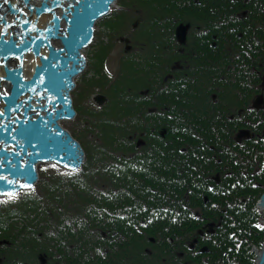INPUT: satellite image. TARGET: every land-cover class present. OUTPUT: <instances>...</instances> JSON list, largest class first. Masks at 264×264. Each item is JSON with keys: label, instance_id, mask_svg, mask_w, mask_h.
<instances>
[{"label": "trees", "instance_id": "1", "mask_svg": "<svg viewBox=\"0 0 264 264\" xmlns=\"http://www.w3.org/2000/svg\"><path fill=\"white\" fill-rule=\"evenodd\" d=\"M142 3L118 0L130 7L128 25L101 20L84 55L86 69L75 78L71 99L77 114L62 124L84 150L81 168L68 172L40 164L33 189L0 199V264H40V255L45 264L240 261L228 248L229 224L238 227L234 199L225 202L222 195L196 189L198 176L205 178L201 166L209 164L203 158L215 153L209 145L227 131L200 125L203 117L195 115L192 95L202 74L164 68L159 50L174 42L172 34L166 31L160 41L153 31L149 57L142 53V10L152 17L149 31H156L157 12ZM121 36L134 46L110 73L105 61ZM167 73L174 76L164 82ZM94 95L105 103L96 105ZM208 223L213 233L206 231ZM201 247L206 254H199Z\"/></svg>", "mask_w": 264, "mask_h": 264}, {"label": "flooded vegetation", "instance_id": "2", "mask_svg": "<svg viewBox=\"0 0 264 264\" xmlns=\"http://www.w3.org/2000/svg\"><path fill=\"white\" fill-rule=\"evenodd\" d=\"M141 1L144 7L153 5L157 10L154 24L160 41H165L167 31L176 43L168 41L160 47L164 68H190L202 74L195 85L198 91H206L192 95L198 108L195 115L203 117L200 125L219 134L227 131L209 145L215 153L203 158L209 164L201 166L205 178L198 176L196 189L206 195H222L225 202L234 199L238 227L229 224L228 248L241 259L232 263L258 264L264 249V0ZM124 10L130 7L120 6L116 11L121 20L128 14ZM138 10L135 7L134 11ZM147 14L142 10L141 15ZM180 25L188 26L183 45L176 40ZM145 35L142 53L149 57L148 30ZM115 45V60L134 46L126 37ZM121 49L124 52H118ZM173 76L167 73L164 82ZM151 83L150 78V89ZM190 170H194L193 164ZM207 225L206 231L212 233L214 224Z\"/></svg>", "mask_w": 264, "mask_h": 264}, {"label": "water", "instance_id": "3", "mask_svg": "<svg viewBox=\"0 0 264 264\" xmlns=\"http://www.w3.org/2000/svg\"><path fill=\"white\" fill-rule=\"evenodd\" d=\"M12 1L0 0V198L33 188L39 164L70 172L81 168L84 151L60 122L76 116L70 92L85 69L82 52L93 40L95 23L116 2L32 0L31 12V6ZM49 13L58 17L43 27ZM187 28L177 27L178 42L185 43ZM27 49L40 53L39 59L30 61ZM24 68L28 74L23 77ZM39 260L45 264V256ZM258 264H264V249Z\"/></svg>", "mask_w": 264, "mask_h": 264}, {"label": "rangeland", "instance_id": "4", "mask_svg": "<svg viewBox=\"0 0 264 264\" xmlns=\"http://www.w3.org/2000/svg\"><path fill=\"white\" fill-rule=\"evenodd\" d=\"M132 4V3H131ZM140 6V5H139ZM133 11H134V8H133ZM180 14V13H179ZM131 17V14L129 12V16L127 18H125L124 20H121L117 17V14H113L109 19L107 20H103V23H105L106 21L108 23H111V26L114 25V24H118V23H124L125 25H128V21H129V18ZM148 16L147 15H143L142 16V19H141V22H142V29H143V32H144V37H146L145 35V31L148 30V37L150 36H153V31L156 32L155 30H152V31H149V28L151 27V21L150 19L147 18ZM156 34H158V32H156ZM163 46V45H162ZM161 46V47H162ZM88 50V49H87ZM87 50L84 52V54H87ZM110 58L108 59L107 63H106V67L108 68V70L110 71V73L112 71L115 70L116 66H115V63H116V60H115V56H113V53L111 52L110 54ZM93 57V60H96V57L94 55H92ZM196 93H197V89H196ZM195 107V105H194ZM63 123V122H62ZM61 123V124H62ZM63 125V124H62ZM64 128H66L64 126Z\"/></svg>", "mask_w": 264, "mask_h": 264}, {"label": "bare ground", "instance_id": "5", "mask_svg": "<svg viewBox=\"0 0 264 264\" xmlns=\"http://www.w3.org/2000/svg\"><path fill=\"white\" fill-rule=\"evenodd\" d=\"M58 17V14L57 13H52V14H49V16L45 17L42 21V26L44 27V25H51L54 23V20ZM4 18L0 16V21H2ZM28 20L29 19V16H26L25 20ZM4 33L6 34V28L4 29ZM27 51L29 52L28 54V59L32 62H34L35 60H38L39 57H40V53L38 52H33L31 51L30 49H27ZM24 66L27 65V63L23 64ZM26 70L24 69V76H27V72H25ZM28 71V70H27Z\"/></svg>", "mask_w": 264, "mask_h": 264}, {"label": "snow or ice", "instance_id": "6", "mask_svg": "<svg viewBox=\"0 0 264 264\" xmlns=\"http://www.w3.org/2000/svg\"><path fill=\"white\" fill-rule=\"evenodd\" d=\"M4 2L7 3L8 0H4ZM0 115H2V113H0ZM0 179H2V178H0ZM8 195L11 197V194H8Z\"/></svg>", "mask_w": 264, "mask_h": 264}]
</instances>
